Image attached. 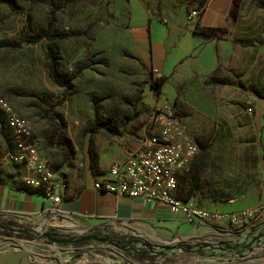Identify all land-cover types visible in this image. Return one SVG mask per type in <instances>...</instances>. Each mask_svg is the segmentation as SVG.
<instances>
[{
  "label": "rangeland",
  "instance_id": "374dc122",
  "mask_svg": "<svg viewBox=\"0 0 264 264\" xmlns=\"http://www.w3.org/2000/svg\"><path fill=\"white\" fill-rule=\"evenodd\" d=\"M12 1L15 9L0 4V97L29 122L32 136L53 170L68 171L76 164L79 166L87 154L94 163L97 142L111 138L106 128L126 133L128 123L140 117L137 109L145 86L157 79L151 78V73L130 51L127 0ZM148 1L152 5L153 0ZM176 1L186 6L189 16L198 12L202 0ZM155 6L158 8V3ZM43 33L47 37L28 43ZM58 35L65 39L59 40ZM47 48L57 49L55 77L49 75ZM80 62H88L90 66L76 72L75 65ZM217 84V79L208 77L180 86L174 106L182 113L183 129L196 144L187 173L193 175L202 160L197 158H205L199 180L193 182L194 197L201 193L199 197L205 194L207 199L228 205L231 201L248 200V189L258 181V176L252 162L253 148L237 146L230 134L221 140H211L214 124L207 121L210 117L202 121L203 130L193 129L202 119L200 108L214 104L213 93L206 98L204 87ZM142 118L143 122L149 121L148 117ZM13 145L12 133L0 113V179L23 187L24 172L6 157ZM226 219V225L213 228L212 235L200 237L199 243L173 244L180 251L168 255L169 249L146 246L145 250L136 243L122 251L100 234L79 236L48 231L39 235L33 230L40 226L37 222L0 216V248L25 251L29 259L44 264H79L85 256L101 260L98 264H114L110 258L124 260L122 264L128 263L126 259L138 264H264V226L253 224L254 228L249 230L248 225L239 223L241 227L235 229L230 226V219ZM45 236L73 241L78 250L69 263H66L69 252L56 254L39 244L50 243ZM256 237L259 239L255 240ZM233 245L238 246L237 252L244 251L243 255L256 247V254L237 258L242 254H232Z\"/></svg>",
  "mask_w": 264,
  "mask_h": 264
},
{
  "label": "crops",
  "instance_id": "0c3cea01",
  "mask_svg": "<svg viewBox=\"0 0 264 264\" xmlns=\"http://www.w3.org/2000/svg\"><path fill=\"white\" fill-rule=\"evenodd\" d=\"M126 2L130 51L151 73V78H166L159 94L156 96L148 83L137 109L140 117L128 123L126 133L97 142L94 163L87 154L79 166L76 164L68 171L61 169L68 187L59 205L52 206L33 189L0 179V216L37 222L40 226L33 230L39 235L48 231L79 236L100 234L121 250L136 243L139 247L169 249L168 255L180 251L173 244L199 243L200 237L212 235L213 228L226 225V217L232 228L241 227L232 221L235 212H251L245 221L264 226V0H206L198 10L197 20H190L189 10L176 0H153L152 5L148 0ZM218 71L220 75L215 74ZM208 77L222 83L204 87L206 98L213 93L214 104L200 108L202 119L193 129L203 130L202 121L210 117L207 121L214 124L211 140H221L230 134L237 146L254 149L252 162L256 164L258 181L248 189V200L231 201L227 205L207 199L205 194L199 197L201 193L194 197L191 180L193 177L199 180L204 157L197 158L202 160L195 167L196 176H190L188 169L180 173L183 175L179 176L176 188V196L181 201L191 189L190 200L211 213L204 223H187L181 215L171 213L156 202L120 198L94 188V183L112 164L123 160L128 152L146 146L149 138L157 133L152 122L155 108L161 104L175 108L180 86ZM176 112L182 126V113ZM143 116L149 118L147 123L143 122ZM45 238L53 244L74 245L70 240ZM24 252L0 248V264H44L37 259L32 261ZM110 259L114 264L124 263V260Z\"/></svg>",
  "mask_w": 264,
  "mask_h": 264
},
{
  "label": "built area",
  "instance_id": "2783aa9c",
  "mask_svg": "<svg viewBox=\"0 0 264 264\" xmlns=\"http://www.w3.org/2000/svg\"><path fill=\"white\" fill-rule=\"evenodd\" d=\"M198 18L197 11L189 15L190 20ZM248 111L252 112L251 109ZM0 113L5 117L6 126L14 138L13 150L7 152L6 157L24 172L23 185L38 191L52 206L59 205L66 196L68 187L65 173L52 169L41 146L32 136L29 122L18 116L10 103L2 97ZM176 113V109L168 104L155 108L152 122L157 127V133L149 138L146 146L128 152L123 160L112 164L94 183V188L120 198L156 202L166 206L171 213L181 215L187 223H204L211 213L194 201L184 202L176 196L177 176L187 171L196 152L194 140L184 135ZM247 216H251V212H235L232 214V221L245 223L252 230L254 225L245 221ZM258 239L259 237L255 238ZM39 244L52 249L56 254L69 252L66 263L70 262L73 253L78 250L75 245ZM237 247H230L232 254L244 252H237ZM141 249L147 248L141 246ZM256 249L250 248L245 255L235 257L253 256Z\"/></svg>",
  "mask_w": 264,
  "mask_h": 264
},
{
  "label": "trees",
  "instance_id": "16d2710c",
  "mask_svg": "<svg viewBox=\"0 0 264 264\" xmlns=\"http://www.w3.org/2000/svg\"><path fill=\"white\" fill-rule=\"evenodd\" d=\"M206 0H202L199 4V8L202 7L204 4H205ZM0 4H6L8 5L11 9H15V6H14V3L12 0H0ZM52 24H50L49 26H51ZM47 37V34H41L40 36H38L37 38H34V39H30L28 40V43H37L38 41H40L41 39ZM59 40H64L65 37L61 36V35H58L57 36ZM55 48H47L46 50V61H47V67L49 69V75L52 77L54 76V66H55V62H56V56H57V49ZM90 66V63L88 62H80V63H77L75 65V71L76 72H81L83 71L84 69H87L88 67ZM55 77V76H54ZM166 81V78L164 77H159L157 79H155L151 84H150V87L151 89L156 93V94H159L160 92V89L161 87L163 86V84L165 83ZM219 83H222V80H218ZM106 130L110 131L109 132V135L111 136H115V135H119L117 132H114L113 130H111V128H106ZM191 164V162H190ZM53 169V168H52ZM56 170V169H54ZM60 170V169H58ZM197 174V173H196ZM196 174H194V176H196ZM183 174H179L177 176V184H178V178L179 176H181ZM196 181V178L193 177L192 180H191V184L193 186V182ZM24 188H27L25 186H23ZM36 191V190H35ZM38 192V191H36ZM39 193V192H38ZM193 196V193L191 192V189L188 190L187 194H186V197L183 199L184 202H188V201H191L190 198ZM182 200V199H181Z\"/></svg>",
  "mask_w": 264,
  "mask_h": 264
},
{
  "label": "bare ground",
  "instance_id": "6f19581e",
  "mask_svg": "<svg viewBox=\"0 0 264 264\" xmlns=\"http://www.w3.org/2000/svg\"><path fill=\"white\" fill-rule=\"evenodd\" d=\"M104 260H105V258H104ZM101 262V260H91V259H89L88 257H84L81 261H80V263L79 264H98V263H100Z\"/></svg>",
  "mask_w": 264,
  "mask_h": 264
},
{
  "label": "water",
  "instance_id": "95a60500",
  "mask_svg": "<svg viewBox=\"0 0 264 264\" xmlns=\"http://www.w3.org/2000/svg\"><path fill=\"white\" fill-rule=\"evenodd\" d=\"M215 74H216V75H220V74H221V72H219V71H218V72H215Z\"/></svg>",
  "mask_w": 264,
  "mask_h": 264
}]
</instances>
